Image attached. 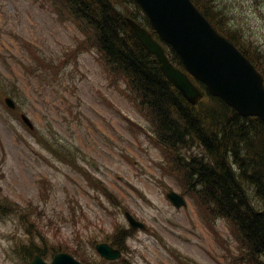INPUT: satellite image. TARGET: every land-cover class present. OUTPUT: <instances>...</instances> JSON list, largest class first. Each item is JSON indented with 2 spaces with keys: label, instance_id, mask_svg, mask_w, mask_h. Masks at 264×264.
Here are the masks:
<instances>
[{
  "label": "rangeland",
  "instance_id": "rangeland-1",
  "mask_svg": "<svg viewBox=\"0 0 264 264\" xmlns=\"http://www.w3.org/2000/svg\"><path fill=\"white\" fill-rule=\"evenodd\" d=\"M213 4L264 66V0ZM87 39L51 0H0V264H29L36 250L86 264H246L233 227L184 193L145 112ZM169 189L188 206L176 209ZM124 211L147 229L129 233L123 259L105 262L94 245L129 228Z\"/></svg>",
  "mask_w": 264,
  "mask_h": 264
},
{
  "label": "trees",
  "instance_id": "trees-1",
  "mask_svg": "<svg viewBox=\"0 0 264 264\" xmlns=\"http://www.w3.org/2000/svg\"><path fill=\"white\" fill-rule=\"evenodd\" d=\"M57 1L75 20L93 30V41L104 53L109 72L126 80L130 93L149 118L157 142L172 155L169 161L172 173L182 179L184 193L196 197L211 216L228 221L245 249L246 264H264V124L261 120L242 117L209 94L195 106L188 104L167 82L153 57L128 27L126 17L151 29L133 0ZM192 1L264 77L263 64L239 46L238 33L230 27L232 21L214 8L213 0ZM252 51L261 56L256 48ZM167 55L182 67L173 50L169 48ZM121 233L127 235L125 231L118 232L113 246L122 243ZM35 253L44 255L39 250Z\"/></svg>",
  "mask_w": 264,
  "mask_h": 264
},
{
  "label": "water",
  "instance_id": "water-1",
  "mask_svg": "<svg viewBox=\"0 0 264 264\" xmlns=\"http://www.w3.org/2000/svg\"><path fill=\"white\" fill-rule=\"evenodd\" d=\"M147 15L153 29L180 57L186 71L203 83L207 91L221 98L242 116H256L264 123V87L254 67L224 37L219 35L193 6L190 0H134ZM143 48L154 56L160 71L191 104L203 93L188 75L175 67L164 48L152 34L134 20L127 18ZM13 107V103L7 100ZM167 197L177 207L186 206L182 197L170 191ZM133 228L143 227L129 214ZM107 259L119 257V252L105 244L96 246ZM31 264H48L35 256ZM49 264H80L70 255L60 253Z\"/></svg>",
  "mask_w": 264,
  "mask_h": 264
},
{
  "label": "bare ground",
  "instance_id": "bare-ground-1",
  "mask_svg": "<svg viewBox=\"0 0 264 264\" xmlns=\"http://www.w3.org/2000/svg\"><path fill=\"white\" fill-rule=\"evenodd\" d=\"M204 1H205V0H204ZM206 3H207V2H206ZM208 3H209V1H208ZM207 6H208V5H207ZM209 6H210V5H209ZM212 11H213V10H212ZM209 12H210V10H209ZM211 13H212V12H211ZM223 22H224V21H223ZM252 43H253V42H252ZM249 46H250V45H249ZM184 69H185V68H184ZM141 110H142V109H141ZM155 139H156V141H159V140H158V137H156Z\"/></svg>",
  "mask_w": 264,
  "mask_h": 264
}]
</instances>
